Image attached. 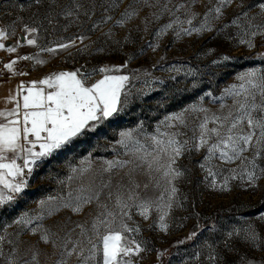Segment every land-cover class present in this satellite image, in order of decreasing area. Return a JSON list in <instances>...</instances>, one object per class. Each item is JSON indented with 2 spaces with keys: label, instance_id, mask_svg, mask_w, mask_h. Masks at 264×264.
I'll return each instance as SVG.
<instances>
[{
  "label": "rangeland",
  "instance_id": "rangeland-1",
  "mask_svg": "<svg viewBox=\"0 0 264 264\" xmlns=\"http://www.w3.org/2000/svg\"><path fill=\"white\" fill-rule=\"evenodd\" d=\"M262 2L232 0L223 8L219 19L208 18L211 31L178 36L180 26L163 32L162 29L177 17L187 20L192 13H196V18L191 25L185 23L183 27H200L217 0H149L148 4L143 0H0V28H7L10 33L7 40L22 43V35L24 44L29 36L25 26L37 30L31 36L37 39L38 46L26 44L17 56L39 53L38 58L44 63L20 60L17 72L26 73L18 75L20 84L28 86L61 71L79 69L91 73L102 67H120V72L113 74L130 77L129 95L126 100L122 97L120 112L43 160L27 178L28 186L15 202L0 209V236L7 241L4 252L15 247L20 257L29 259L36 252L39 264H55L61 259V242L66 234L71 233L77 239L80 230L76 225L90 222L99 212L95 203L85 205L79 213L60 205L69 199L70 193L72 197L80 195L81 187H86L93 178L97 188L102 179L107 180L102 172L106 161L128 159L118 143L122 131L135 130L143 141V134L155 133L166 116L190 106H203L209 114L219 112L222 101L216 98L239 83L238 74L254 68L264 70V36L252 38V48L240 43L242 38L247 39L244 32L251 18L255 17L251 21L254 24L264 22V13L258 7ZM165 3L173 14L165 12L156 19ZM180 4L185 7L177 11ZM133 10L135 15L128 18L127 13ZM242 13H247V18ZM237 17H241L240 23L233 24ZM80 37L84 38L83 42ZM72 41H76L73 46L55 54L39 52L40 47H56ZM100 78L97 72L88 83ZM223 102L232 104L230 98ZM202 115L186 114L189 128L181 129L185 133L181 139L193 135L190 129ZM205 155L206 149L193 150L178 160L184 175L175 181L178 192L176 203L165 218L167 231H161L160 213L155 209L147 220L139 215L138 209L129 210L132 219L128 224L140 228L138 234L129 235H134L146 248L133 258L136 264H264V219H261L264 177L254 187L247 181L233 180L228 190H221L223 177L229 175L228 170L237 168L239 162L226 164L214 159L212 164L220 173L215 177L214 188L213 177L201 167ZM245 155L250 157L251 153ZM89 165L83 179L69 180L75 175L74 168ZM123 175L124 171L114 174L113 183ZM137 178L141 183L146 182L144 176ZM106 195L105 192L101 200ZM41 201L46 203L41 206ZM49 209L53 210L51 215L47 214ZM24 214L32 218L31 224L24 227L14 223ZM37 216L42 219H36ZM37 226L40 231L33 234L29 229ZM248 228L255 230L256 241L244 239L243 232L228 235L233 230ZM45 231L56 246L40 240ZM193 232L196 236L188 239ZM210 256H215V261ZM0 264H6L3 257ZM68 264H79L77 257L69 258Z\"/></svg>",
  "mask_w": 264,
  "mask_h": 264
},
{
  "label": "snow or ice",
  "instance_id": "snow-or-ice-1",
  "mask_svg": "<svg viewBox=\"0 0 264 264\" xmlns=\"http://www.w3.org/2000/svg\"><path fill=\"white\" fill-rule=\"evenodd\" d=\"M143 2L148 4L149 0ZM231 3L232 0H217V4L205 14L200 27H183L185 23L191 25L196 18V13H192L187 20H180L179 17L172 20L164 26L162 32L176 26H180L176 33L178 36L181 33L191 35L193 31H211L208 18L211 16L219 19L223 15V8ZM184 7L183 4L177 5L176 10ZM258 7L264 13V2ZM165 12L173 14L167 3L162 5L155 18L159 19ZM67 14L72 15L71 12ZM133 15L134 10L127 13L128 18ZM242 17L247 18V13H242ZM240 19L237 17L232 23L239 24ZM254 19L249 20L244 32L247 39L240 40L241 44L249 48L254 46L252 38L264 36V22L254 24L251 22ZM120 23L117 21V24ZM24 31L29 34L25 37L26 44L38 46L37 39L31 36L37 30L25 26ZM9 34L7 28H0V50L15 53L21 45L17 42L15 46H6L4 41ZM78 39L83 42L84 38ZM75 43L72 41L56 47H40L39 52L55 54ZM38 57L39 53L19 56L4 64V69L12 75H25L17 72L15 65L20 60L43 64L44 61ZM97 72L101 78L89 84L88 80ZM119 72L120 67H102L91 73L79 69L61 71L39 81H32L28 86L21 83L15 93L6 98L5 103L13 107L0 110V209L15 202L17 195L28 186L27 178L43 160L64 149L76 138L96 130L103 121L120 112L124 103L122 97L126 100L129 95L127 85L130 77L113 74ZM237 80L238 84L231 85L224 90L222 97L216 98L222 101L219 112L209 114L203 106H190L166 116L155 133L143 134V141L135 134V130L120 133L118 143L128 159L106 161L102 172L107 175V180L102 179L97 188L93 178L86 187H81L80 195L72 197L70 193L69 199L60 205L79 213L85 205L95 203L99 212L90 222L76 225L80 230L77 239H73L71 233L66 234L61 242V259L55 264H68V259L73 256L77 257L79 264H136L133 258L138 257L146 248L134 235H129L140 232L139 227L128 224L127 221L132 219L129 210L138 209L139 215L147 220L151 210L155 209L160 213L161 231H167L165 218L176 203L178 192L175 181L184 175L177 162L186 152L206 149L205 163L201 167L213 177L214 188L217 187L215 177L220 174L212 164L214 159L226 164L239 162L237 168L228 170L229 175L223 177L219 185L221 190H228L229 182L233 180L247 181L249 186L254 187L264 177V165L261 164L264 161V70H247L238 74ZM226 98L232 100L231 106L223 102ZM187 113L203 115L190 129L193 135L181 139L185 136L181 129L189 128ZM246 153H251V156ZM89 170L90 165L74 168L72 171L75 175L69 177V180L83 179ZM120 171H124V175L113 183V175ZM138 176L146 177V182L141 183ZM105 192L106 199L101 200ZM45 203L40 202L41 206ZM52 211L49 209L47 214L51 215ZM36 219L42 217L37 216ZM261 219H264V215ZM14 223L27 227L32 223V218L24 214ZM29 230L35 234L40 228L37 226ZM241 232L246 240L254 242L258 239L252 228L233 230L228 235L231 237ZM195 236L196 232H193L188 239ZM40 240L56 246L46 231L40 235ZM6 242V238L0 236V257L5 259L6 264H39L36 252H32L29 259L18 256L15 247L5 253L3 245ZM209 259L215 261L216 257L210 256Z\"/></svg>",
  "mask_w": 264,
  "mask_h": 264
},
{
  "label": "crops",
  "instance_id": "crops-1",
  "mask_svg": "<svg viewBox=\"0 0 264 264\" xmlns=\"http://www.w3.org/2000/svg\"><path fill=\"white\" fill-rule=\"evenodd\" d=\"M7 41L12 42L11 46L16 45V43L12 40H6V41H4V43H6ZM20 45L21 46L17 48V51L15 53H7L4 50H0V55L2 53H5L7 55L6 63L10 62L13 59L18 58L17 52H20L23 49H25L26 40H25L24 44L20 43ZM16 66H17V64L15 65V68H16ZM16 70H17V68H16ZM18 85H20V80H19L18 75H12L11 73H8V72L4 76L0 75V110L10 109L11 107H13V105L10 103L6 104L5 100L10 94L15 93Z\"/></svg>",
  "mask_w": 264,
  "mask_h": 264
},
{
  "label": "built area",
  "instance_id": "built-area-1",
  "mask_svg": "<svg viewBox=\"0 0 264 264\" xmlns=\"http://www.w3.org/2000/svg\"><path fill=\"white\" fill-rule=\"evenodd\" d=\"M7 55L5 53H2L0 55V75L4 76L7 74V70L4 69V64H6Z\"/></svg>",
  "mask_w": 264,
  "mask_h": 264
},
{
  "label": "water",
  "instance_id": "water-1",
  "mask_svg": "<svg viewBox=\"0 0 264 264\" xmlns=\"http://www.w3.org/2000/svg\"><path fill=\"white\" fill-rule=\"evenodd\" d=\"M20 41H21L22 43L24 42V37H23L22 35H20ZM11 44H12V42H10V41H7V42L5 43L6 46H11Z\"/></svg>",
  "mask_w": 264,
  "mask_h": 264
},
{
  "label": "trees",
  "instance_id": "trees-1",
  "mask_svg": "<svg viewBox=\"0 0 264 264\" xmlns=\"http://www.w3.org/2000/svg\"><path fill=\"white\" fill-rule=\"evenodd\" d=\"M124 116H122V118H123ZM129 119H132V118H129ZM131 121V120H130ZM127 123H129V122H127Z\"/></svg>",
  "mask_w": 264,
  "mask_h": 264
}]
</instances>
